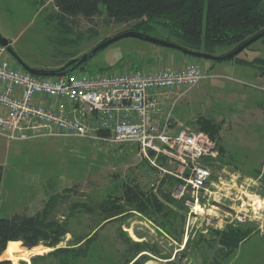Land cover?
I'll return each mask as SVG.
<instances>
[{"label":"rangeland","instance_id":"rangeland-1","mask_svg":"<svg viewBox=\"0 0 264 264\" xmlns=\"http://www.w3.org/2000/svg\"><path fill=\"white\" fill-rule=\"evenodd\" d=\"M51 12V0L44 5L34 0H0V35L10 41L13 51L30 67L60 68L67 60V54L83 55L129 26L107 25L104 15L96 16L92 21L79 19L75 27V31L81 33L78 43L73 48L62 47L57 41L62 33L58 32L56 21L48 17ZM154 27L144 33L160 40L176 42L167 30ZM91 28L96 30V34L90 33ZM248 47L238 57L264 58V44L261 41ZM223 52L225 50L217 51L216 55L220 56L219 53ZM0 57L14 63L1 46ZM192 63L201 69L204 78L175 104L173 118L191 127L198 117L211 118L220 124V131L214 139L224 153L205 163L212 173L208 188L218 189L216 187L227 185L230 179L237 186L252 181L253 186L244 185L249 196L245 201H254L258 207L256 219L246 222L257 232L250 234L236 249L228 264H264V78L255 79L252 74L254 68L239 65L231 59L214 61L193 58L175 49L134 37H124L110 43L97 51L83 68L74 72L79 76H98L135 70L181 69ZM145 160L136 147L129 145L111 147L78 137L28 141H9L0 137V165L3 167L0 217L9 218L25 211V214H32L51 196H55L51 216L64 219L71 213V203L98 201L106 194H117L128 179H136L148 189L155 182L158 183L165 172L151 170L149 161ZM164 167L173 175H179L180 168L173 161H166ZM177 185L172 187V195L180 199L182 197L174 192ZM227 201H223L221 206H213L211 196L200 199L203 210L198 211L206 214L210 210L214 217L223 220V228L231 219L226 210L232 205ZM186 208L189 212V208ZM188 212L184 242L190 232H204L205 227L217 228L206 225L202 214L191 216L188 220ZM69 222L71 233L66 234L57 245L40 243L39 248L34 250L14 247L3 252L0 258L10 259L11 264H19L20 261L30 264L31 256L67 246L73 235H93L97 231L99 256L117 261L124 249L117 237L120 227L134 241L141 240L136 231L145 235L163 253H170L173 256L171 259L183 247L157 234L153 225L137 214L124 221L102 222L95 230H91L98 222L95 215L77 213L69 218ZM179 261L182 264H201L200 257L194 260L187 254H180ZM144 264H164V260L149 256Z\"/></svg>","mask_w":264,"mask_h":264},{"label":"trees","instance_id":"trees-1","mask_svg":"<svg viewBox=\"0 0 264 264\" xmlns=\"http://www.w3.org/2000/svg\"><path fill=\"white\" fill-rule=\"evenodd\" d=\"M44 5L48 0H34ZM264 0H51L52 12L49 19L56 21L60 34L57 41L62 47L73 48L81 38L75 31L79 19L92 21L104 15L105 24H129L123 31H148L159 26L167 30L182 48L216 55L229 53L249 38L264 31ZM90 33L96 34L91 28ZM167 41H170L169 39ZM257 41L264 44V36ZM256 42V41H255ZM250 46V45H249ZM249 47H246L247 49ZM244 49V50H245ZM243 51V50H242ZM81 56V55H80ZM75 53L66 55V62L59 66L70 68L72 61L80 57ZM188 56V55H186ZM190 57V56H189ZM235 63L255 69L257 76L264 78V58H231ZM68 66V67H67ZM84 64L78 69L83 68ZM67 67V68H66ZM38 69V68H37ZM41 69V68H39ZM193 128L207 133L213 139L218 136L220 124L211 118L198 117ZM217 142V141H216ZM219 150L217 159L223 155ZM154 154L151 153V156ZM206 158L204 162H209ZM147 161V159L145 160ZM158 166L166 165L164 156H157ZM151 170L158 167L148 165ZM3 180V167L0 165V185ZM181 180L164 173L158 183L145 189L136 179H128L120 186L117 194H106L98 201H76L71 203L70 215L64 219L52 217L55 196H51L43 206L32 214H16L9 218L0 217V256L14 247L28 250L39 248L38 244L55 246L71 233L69 218L77 213H88L98 217L92 227L95 230L104 224L125 219L137 214L148 220L157 234L181 244L178 255L163 253L156 243L135 232L140 241L132 240L120 227L117 237L124 245L117 261L99 256L97 231L93 235H73L67 246L30 257V264H144L149 256L164 260V264H182L179 255L200 257L201 264H228L236 249L257 229L247 223H228L223 228L205 227V231L189 233L184 242L185 224L188 209L184 205L185 196L177 199L172 195V187ZM184 242V243H183ZM21 244V245H20ZM176 254V253H175ZM0 264H11L9 259H0ZM19 264H26L20 261Z\"/></svg>","mask_w":264,"mask_h":264},{"label":"built area","instance_id":"built-area-1","mask_svg":"<svg viewBox=\"0 0 264 264\" xmlns=\"http://www.w3.org/2000/svg\"><path fill=\"white\" fill-rule=\"evenodd\" d=\"M203 78L193 63L181 69L98 76L72 71L42 77L0 57V137L9 141L78 137L111 147L134 146L151 165L172 174L155 162L164 156L180 168L175 176L182 183L174 192L185 196L188 220L202 214L206 225L222 228L223 220L210 210L198 211L200 199L211 196L213 206L225 200L232 205L226 208L230 223H246L258 214L255 202L245 201L249 197L245 189L254 183L237 186L230 179L209 190L212 173L204 160L218 156L216 140L189 125L176 130L171 126L177 121L172 113L175 104Z\"/></svg>","mask_w":264,"mask_h":264},{"label":"water","instance_id":"water-1","mask_svg":"<svg viewBox=\"0 0 264 264\" xmlns=\"http://www.w3.org/2000/svg\"><path fill=\"white\" fill-rule=\"evenodd\" d=\"M262 36H264V31L254 35L251 38H249L247 41H245L244 43H242L241 45H239L238 47H236L235 49H233L229 53L217 56V55H210V54H206V53H202V52L188 50V49L182 48L181 46H178L175 43H172L170 41L160 40V39L154 38V37L149 36V35L142 33V32L129 30V31H125V32H122L120 34H117L113 37H110L107 40L99 43L94 48H92L89 52L84 53L83 55L78 57L75 60V62L72 61L74 63V65L70 68H67L68 67L67 66L66 67L67 69H65V67L57 68V69H37V68L30 67L25 62H23L18 57V55L13 51V49L11 48V45H10V41L1 35H0V46L3 49H5V52H7V54H9V56L11 57V59L13 61L16 64H18L20 67H22L25 71H27V72L31 73L32 75H35V76L45 77V76H56V75H60V74L66 73V72H72V71L76 70L78 68V66L87 62L92 56H94L97 53V51L106 47L110 43H112L116 40H119L121 38H124V37H134V38H138V39H141V40H144V41H147V42H150V43L162 46V47H169V48L175 49V50H177V51H179L185 55H188L190 57H193V58H204V59H210V60H214V61H222V60H228V59L233 58L234 56L239 54L242 50H244L246 47H248L249 45H251L252 43L257 41L259 38H261ZM21 247H22V245H21Z\"/></svg>","mask_w":264,"mask_h":264},{"label":"crops","instance_id":"crops-1","mask_svg":"<svg viewBox=\"0 0 264 264\" xmlns=\"http://www.w3.org/2000/svg\"><path fill=\"white\" fill-rule=\"evenodd\" d=\"M57 67V66H56ZM54 68V67H53ZM253 74V76L255 77V79H257V80H263V78L262 77H260V76H257V74H256V72H253L252 73ZM183 123H181V122H178V121H175V122H173L172 123V128H173V130H176L180 125H182ZM187 125V124H186ZM237 174L239 175V172H237Z\"/></svg>","mask_w":264,"mask_h":264},{"label":"flooded vegetation","instance_id":"flooded-vegetation-1","mask_svg":"<svg viewBox=\"0 0 264 264\" xmlns=\"http://www.w3.org/2000/svg\"><path fill=\"white\" fill-rule=\"evenodd\" d=\"M86 63V62H85ZM85 63H83V64H85ZM83 64H81L80 66H82ZM80 66H78V67H80ZM78 69V68H77Z\"/></svg>","mask_w":264,"mask_h":264},{"label":"bare ground","instance_id":"bare-ground-1","mask_svg":"<svg viewBox=\"0 0 264 264\" xmlns=\"http://www.w3.org/2000/svg\"><path fill=\"white\" fill-rule=\"evenodd\" d=\"M255 198V197H254ZM1 259V258H0Z\"/></svg>","mask_w":264,"mask_h":264}]
</instances>
